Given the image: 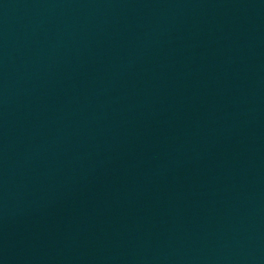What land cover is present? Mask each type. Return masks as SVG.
Segmentation results:
<instances>
[{
    "label": "water",
    "instance_id": "1",
    "mask_svg": "<svg viewBox=\"0 0 264 264\" xmlns=\"http://www.w3.org/2000/svg\"><path fill=\"white\" fill-rule=\"evenodd\" d=\"M0 264H264V0H0Z\"/></svg>",
    "mask_w": 264,
    "mask_h": 264
}]
</instances>
